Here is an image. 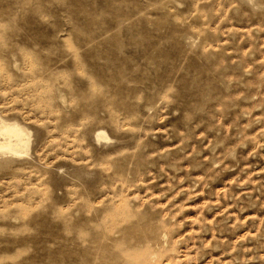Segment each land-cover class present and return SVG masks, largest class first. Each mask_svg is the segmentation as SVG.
I'll list each match as a JSON object with an SVG mask.
<instances>
[{
  "label": "rangeland",
  "instance_id": "rangeland-1",
  "mask_svg": "<svg viewBox=\"0 0 264 264\" xmlns=\"http://www.w3.org/2000/svg\"><path fill=\"white\" fill-rule=\"evenodd\" d=\"M0 117V264H264V0H0Z\"/></svg>",
  "mask_w": 264,
  "mask_h": 264
},
{
  "label": "bare ground",
  "instance_id": "bare-ground-1",
  "mask_svg": "<svg viewBox=\"0 0 264 264\" xmlns=\"http://www.w3.org/2000/svg\"><path fill=\"white\" fill-rule=\"evenodd\" d=\"M100 139H108L100 136ZM29 134L16 123L0 117V156H19L26 154Z\"/></svg>",
  "mask_w": 264,
  "mask_h": 264
}]
</instances>
